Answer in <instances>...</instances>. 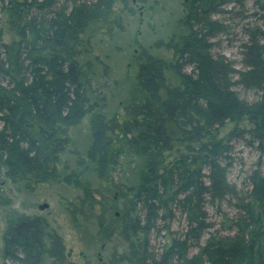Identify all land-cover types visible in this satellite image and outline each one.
<instances>
[{
  "label": "trees",
  "instance_id": "16d2710c",
  "mask_svg": "<svg viewBox=\"0 0 264 264\" xmlns=\"http://www.w3.org/2000/svg\"><path fill=\"white\" fill-rule=\"evenodd\" d=\"M116 1L0 0V15L17 36L16 41L5 42L0 21V173L6 179L38 183L58 179L61 155L69 145L66 130L91 110L90 79L76 59L77 43L89 25L110 17ZM241 1L186 0L180 32L167 45L172 61L146 54L138 68L136 87L161 104L158 113L133 109L126 120L107 121L98 115L91 122L89 157L100 173L109 162L111 134L146 160L141 181L128 191L131 207L120 234L129 243V257L119 263L264 264V173L253 170L249 189L235 192L226 183L229 139L218 140L216 134L227 123L244 121L247 125L229 136L247 137V143H257L264 155V31L250 32L240 71L213 53L212 40L220 28L212 16ZM257 3L264 12V0ZM166 70L178 79L176 87H166ZM236 84L256 90L259 98L241 99ZM176 145L185 146V154L173 156ZM64 181L73 183L70 175ZM74 184L83 194L80 205L89 210L86 218L94 217L97 205L105 208L102 195L89 184ZM227 197L238 211L237 217L226 218V227L234 234L210 236L199 246L196 261L185 260L186 249L198 245L210 228L206 205ZM176 214L185 230L173 236L168 222ZM156 230L170 237L158 253L148 241ZM53 239L42 218L16 216L5 229L2 257L15 264H44L47 256L52 264H63L62 244Z\"/></svg>",
  "mask_w": 264,
  "mask_h": 264
},
{
  "label": "rangeland",
  "instance_id": "374dc122",
  "mask_svg": "<svg viewBox=\"0 0 264 264\" xmlns=\"http://www.w3.org/2000/svg\"><path fill=\"white\" fill-rule=\"evenodd\" d=\"M185 1L126 0L122 3L117 0L110 17L92 23L82 33L77 43L76 59L90 79L87 95L91 110L78 125L66 130L69 145L61 155L56 181H11L0 173V264H15L3 259L2 250L5 229L16 216L39 217L46 222L48 237H54L53 241L59 240L62 244L63 264H112V261L114 263L129 257V243L123 239L120 231L131 207L132 195L128 191L141 181L146 171V160L129 150L122 138L111 134L109 162L100 173L97 163L89 157L93 141L90 125L98 115H103L108 121L114 117L129 119L133 109H144L148 115L158 113L161 104L136 87L138 68L146 54L166 63L172 61L173 52L167 45L180 32ZM263 13L257 0H242L241 3L220 8L212 16L220 28L212 40L213 53L224 56L240 71L241 53L250 32L256 28L264 31ZM0 21L4 41H16L17 36L6 25L5 17L0 15ZM163 76L166 87L178 85V79L169 70ZM234 80H237V75ZM234 90L247 102H254L260 96L256 90L246 89L239 84L234 86ZM159 93L162 98L164 92ZM245 125L244 121L227 123L216 133L218 140L226 142L229 139L226 183L238 193L249 189L248 177L253 170L260 168L264 173V155L257 149V143H247L245 136H229L232 131ZM191 147L195 149L199 144ZM185 152V146L176 145L172 155ZM69 175L72 184L64 181ZM75 181L89 184L90 189L102 195L100 200L105 208L102 204L97 205L92 218L84 216L89 210H83L80 205L79 199L83 194L74 184ZM233 202L227 197L222 202L206 205L210 228L198 245L186 249L185 260L196 261L199 246L210 236L234 234L226 227V218L232 219L238 215ZM42 205H46V208L40 209ZM168 224L173 236L185 230V222L178 215ZM168 235L161 230L150 232L148 241L152 250L160 252L165 240L170 238ZM44 264H52V260L45 256Z\"/></svg>",
  "mask_w": 264,
  "mask_h": 264
},
{
  "label": "water",
  "instance_id": "95a60500",
  "mask_svg": "<svg viewBox=\"0 0 264 264\" xmlns=\"http://www.w3.org/2000/svg\"><path fill=\"white\" fill-rule=\"evenodd\" d=\"M44 208H46V205L40 206V209H44Z\"/></svg>",
  "mask_w": 264,
  "mask_h": 264
}]
</instances>
